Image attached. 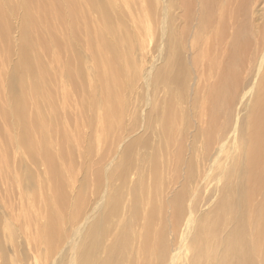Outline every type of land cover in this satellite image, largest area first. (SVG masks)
Here are the masks:
<instances>
[{
	"label": "rangeland",
	"instance_id": "374dc122",
	"mask_svg": "<svg viewBox=\"0 0 264 264\" xmlns=\"http://www.w3.org/2000/svg\"><path fill=\"white\" fill-rule=\"evenodd\" d=\"M62 1L55 0L57 4ZM114 3L123 13V24L132 43L127 57H123L124 81L119 88V94L127 95L128 86V110L122 130L109 131L112 136L108 139L100 138L97 119L86 108L88 102L79 95L62 97L67 84L61 77V59L54 64L52 53L48 55L42 46L31 52L47 70L44 93L49 99L41 96L36 101L30 100L26 109L32 113L38 109L44 126L52 132L48 136V148L53 162L62 171L58 180L67 202L62 209L53 206L49 191L52 184L43 172L46 169L40 165L27 162L37 186L32 194L24 195L26 182L19 176L18 165L25 161L8 142L11 135L7 129L12 120L4 122L0 116V264H99L106 259L105 249L123 232L129 247L125 248L120 264H191L197 223L210 216L219 197L218 190L223 188L221 177L239 156L238 139L247 131L251 110L248 97L250 91H254L258 67L244 66L232 109H225L214 123L208 124L201 113L210 88L217 83V63L226 60L225 41L221 38L216 43V39L207 34L202 38L197 35L196 16L184 24L180 0H115ZM7 4L8 9L12 7L14 27L9 38L0 41V110L6 106L8 78L17 63V27L22 17L20 0H8ZM39 5L46 8L48 0H39ZM261 7L253 6L256 15L244 31V40L250 43L247 54L257 59L264 55V45L258 44L264 24L261 19L264 5ZM93 20L91 16L90 25ZM83 25L81 15L77 25L80 34L70 43L82 57L85 89L89 91L92 60ZM185 28L188 29L179 36L175 47L178 56L174 65L169 61L171 54L165 53L166 43L173 30L181 33ZM50 29L54 40L64 37L57 19L51 22ZM6 45L10 47L7 53ZM254 51L262 55L256 56ZM181 65L187 70L188 79L186 90H181L183 100L176 104L180 116L187 117V125L178 126L169 145L157 146L161 140L160 122L155 124L154 133H148L135 125L134 118L138 115L143 123L149 109L168 101L165 86L156 92L153 90L154 76L159 71L166 74L169 66L177 71ZM95 102L96 99L92 101ZM78 103L80 108L76 106ZM139 138H146L149 148L137 146L129 162H124L126 155L120 152ZM1 152L6 154V162H2ZM151 156L153 162L149 160ZM156 163L158 169L154 168ZM114 172L123 176L110 178ZM181 193L178 204L181 212H174L171 200ZM254 199L259 201L260 197ZM47 204L60 214L59 224L61 220L66 233L61 242L51 244L49 249L43 240ZM151 208L149 228L146 219ZM74 212L77 215L71 221ZM101 218H107L109 223L101 222ZM100 222L104 232L93 230ZM159 227L163 228L161 238ZM228 230V227L221 230L222 236H226ZM10 232L12 238L7 235ZM261 260L264 264V254Z\"/></svg>",
	"mask_w": 264,
	"mask_h": 264
},
{
	"label": "bare ground",
	"instance_id": "6f19581e",
	"mask_svg": "<svg viewBox=\"0 0 264 264\" xmlns=\"http://www.w3.org/2000/svg\"><path fill=\"white\" fill-rule=\"evenodd\" d=\"M7 1L0 0L1 42H5L6 37L9 38V33L14 27L12 7L8 9ZM114 1L64 0L57 4L55 0H48V6L42 8L39 0H20L22 17L18 19L17 27L19 32L15 47L17 63L8 78L9 92L5 100L6 106L0 110V116L4 122L8 119L12 120L7 129L11 135L8 142L15 147L18 156H23L22 160L25 161L24 165L20 163L18 165L19 176L26 182L24 195L32 194L37 186L27 162L29 165H40L46 169L43 172L52 184V190L49 189V191L52 195V204L57 210L58 206L60 210L67 202L63 186L58 180L62 171L59 165L53 162L48 148V136L52 132L44 126L42 113L38 109L35 113L26 109L30 100L36 101L41 96L45 100L49 99V96L44 93L47 86L44 75L47 70L40 64V59L33 57L31 52L35 47L42 46L48 55L52 53L54 64L61 59L59 66L61 77L67 84L65 88H68L66 91L65 88L63 89L62 97L70 98L68 94L73 97L79 95L88 102L86 108H89L97 119L101 131L100 138L108 139L107 137L112 136L109 131L122 130L123 118L128 110V86L126 87L127 95L119 94V88L124 81L121 64L127 57L132 43L131 36L123 24V13L118 10ZM256 4L263 7L264 0H180L184 24H188L189 20L196 16L197 35L202 38V35L207 34L213 40L215 38L216 43L221 38L225 41L226 60L217 63V83L210 88L208 98L204 101V111L201 113L208 124L214 123L225 109H232L235 93L241 85L240 74L244 66L249 65L251 69L258 67L257 82H255L254 91H250L248 97L251 98V110L246 126L247 131L243 132L241 139H238L239 156L233 160L229 170L221 177L223 188L218 190L219 197L210 216L197 223L194 236L196 245L191 264H262L261 257L264 254V55L256 51L253 53L262 57L257 59L253 54L248 55L250 43L244 40V31L256 15V12H253V6ZM171 5L173 6L172 2ZM88 13L91 15L88 16ZM81 15L85 42L92 60V68L88 75L89 91L85 89L81 69L82 57L70 43L72 38L80 34L77 25ZM91 16H94L93 25L89 23ZM56 19L64 33V37L58 41L53 39L50 29L51 22ZM261 19L264 20L262 14ZM186 29L188 28L183 29L181 33L173 30L166 43L165 53L171 54L169 61H172L174 65L178 56L175 47L179 36L185 34ZM37 30L39 32L36 34ZM260 33L263 34L258 44L264 45V24ZM5 47L7 53L10 47L8 45ZM63 56L64 59H62ZM212 66L211 63L209 67L212 69ZM185 74L188 72L183 65L177 71L169 66L166 74L165 71L157 72L152 88L156 92L162 85L165 86L168 101L149 109L143 123L138 115L134 118L135 125L148 133L153 132L155 124L160 122L161 140L157 146L169 145L176 136L178 126L187 125V117L180 116V109L176 104L183 100L181 90H186L185 83L188 79ZM130 87H133L132 83ZM94 99L96 102L92 103ZM76 106L80 108L79 103ZM183 130L186 129L183 128ZM137 146L149 148V142L146 138H139L128 143L123 152H120L126 155L124 162H129ZM1 159L2 162L7 161L4 152H1ZM149 160L153 162L154 157H149ZM154 168L158 169V163L154 165ZM122 176V173L110 174V178L118 179ZM15 181L19 183L18 179ZM181 196L182 193L171 200L174 212H181L178 206ZM256 196L260 197L259 201H255ZM113 203L115 205V201ZM76 215L74 212L70 220H74ZM152 215L151 208L146 219L149 228H151ZM44 217L43 240L49 249L51 244L61 242L66 233L61 226V220L59 224L60 214L53 212L50 204H47ZM101 222L109 223L107 218H101ZM101 222L93 230L104 232ZM226 227L229 230L226 236H222L220 231ZM162 230L163 228L159 227L160 238ZM7 235L9 238L13 237L12 232ZM36 238L39 237L36 236ZM126 247L127 249L129 247L126 233L117 234L112 245L105 249V261L99 264H120Z\"/></svg>",
	"mask_w": 264,
	"mask_h": 264
}]
</instances>
